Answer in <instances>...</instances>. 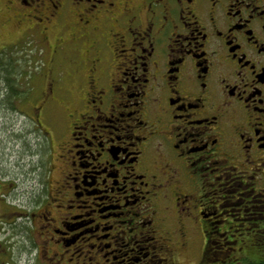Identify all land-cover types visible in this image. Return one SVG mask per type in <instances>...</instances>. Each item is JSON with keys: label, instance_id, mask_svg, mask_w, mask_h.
<instances>
[{"label": "flooded vegetation", "instance_id": "obj_1", "mask_svg": "<svg viewBox=\"0 0 264 264\" xmlns=\"http://www.w3.org/2000/svg\"><path fill=\"white\" fill-rule=\"evenodd\" d=\"M0 59L40 62L19 110L45 148L0 264H229L264 239V0H0Z\"/></svg>", "mask_w": 264, "mask_h": 264}, {"label": "rangeland", "instance_id": "obj_2", "mask_svg": "<svg viewBox=\"0 0 264 264\" xmlns=\"http://www.w3.org/2000/svg\"><path fill=\"white\" fill-rule=\"evenodd\" d=\"M28 59H0V226L7 227L11 211H24L20 206L28 198L36 180L43 172L36 170L43 163L45 148L34 145L36 134L28 135L31 124L25 113L19 109L20 100L26 97L28 82L37 78L39 65ZM6 62V65L3 64ZM24 73V74H23ZM29 90V89H28ZM29 112V110H28ZM38 143L41 133L38 132ZM6 230V229H5ZM260 253L254 248H246L236 256V262L245 264L242 259L259 263ZM3 257V256H2ZM27 255H22L18 264H29ZM4 258V257H3Z\"/></svg>", "mask_w": 264, "mask_h": 264}, {"label": "trees", "instance_id": "obj_3", "mask_svg": "<svg viewBox=\"0 0 264 264\" xmlns=\"http://www.w3.org/2000/svg\"><path fill=\"white\" fill-rule=\"evenodd\" d=\"M235 242V244H234ZM246 244V248H254L257 249V252L262 254L260 255L259 263H252L248 259H242V262L245 264H264V239L262 240H236V241H231V249L242 247V244ZM234 262V261H233Z\"/></svg>", "mask_w": 264, "mask_h": 264}]
</instances>
